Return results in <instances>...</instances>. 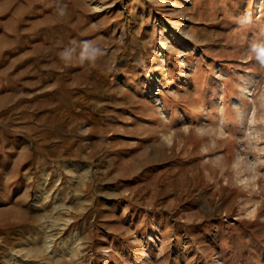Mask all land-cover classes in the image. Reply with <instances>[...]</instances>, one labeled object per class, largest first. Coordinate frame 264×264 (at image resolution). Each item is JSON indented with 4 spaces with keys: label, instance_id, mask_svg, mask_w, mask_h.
Here are the masks:
<instances>
[{
    "label": "rangeland",
    "instance_id": "374dc122",
    "mask_svg": "<svg viewBox=\"0 0 264 264\" xmlns=\"http://www.w3.org/2000/svg\"><path fill=\"white\" fill-rule=\"evenodd\" d=\"M0 264H264V0H0Z\"/></svg>",
    "mask_w": 264,
    "mask_h": 264
},
{
    "label": "clouds",
    "instance_id": "9594fccd",
    "mask_svg": "<svg viewBox=\"0 0 264 264\" xmlns=\"http://www.w3.org/2000/svg\"><path fill=\"white\" fill-rule=\"evenodd\" d=\"M104 55V50H102L99 46L94 45L92 41H84L82 42L81 52H80V60L83 61L85 59L90 61V66H95L96 61ZM60 59L65 62H69L71 60V50H64L60 53Z\"/></svg>",
    "mask_w": 264,
    "mask_h": 264
},
{
    "label": "bare ground",
    "instance_id": "6f19581e",
    "mask_svg": "<svg viewBox=\"0 0 264 264\" xmlns=\"http://www.w3.org/2000/svg\"><path fill=\"white\" fill-rule=\"evenodd\" d=\"M160 152H161L160 149H158V150H153L152 152H149V153L145 152V153H144V154H145L144 157H147V158L152 159V158H155V155H158V156H159ZM147 162H148V161H147ZM44 242H45V244H48L49 240H48V239H45Z\"/></svg>",
    "mask_w": 264,
    "mask_h": 264
}]
</instances>
